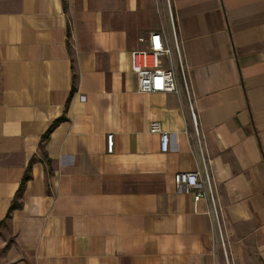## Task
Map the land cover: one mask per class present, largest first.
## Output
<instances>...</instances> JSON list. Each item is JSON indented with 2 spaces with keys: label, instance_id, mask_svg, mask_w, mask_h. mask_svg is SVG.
Returning a JSON list of instances; mask_svg holds the SVG:
<instances>
[{
  "label": "crops",
  "instance_id": "1",
  "mask_svg": "<svg viewBox=\"0 0 264 264\" xmlns=\"http://www.w3.org/2000/svg\"><path fill=\"white\" fill-rule=\"evenodd\" d=\"M171 15L197 129L131 67ZM0 264H264V0H0Z\"/></svg>",
  "mask_w": 264,
  "mask_h": 264
},
{
  "label": "built area",
  "instance_id": "2",
  "mask_svg": "<svg viewBox=\"0 0 264 264\" xmlns=\"http://www.w3.org/2000/svg\"><path fill=\"white\" fill-rule=\"evenodd\" d=\"M171 31L157 30L151 32L147 37H140L139 41L144 47H139L131 52L132 71L137 76V89L142 93L180 91L179 82L183 84L186 92L192 120L197 129L196 114L193 110L186 68L182 57L180 42L176 33L171 15ZM149 131L160 135V148L167 152L169 148V134L159 121H151ZM108 152L114 148V135L107 136ZM201 172L183 171L174 175L176 187L186 194H193L195 200L206 197L210 204V215L214 221L216 232L223 244L221 232V219L219 206L216 201L215 192L211 183V177L204 167V179L200 181Z\"/></svg>",
  "mask_w": 264,
  "mask_h": 264
},
{
  "label": "trees",
  "instance_id": "3",
  "mask_svg": "<svg viewBox=\"0 0 264 264\" xmlns=\"http://www.w3.org/2000/svg\"><path fill=\"white\" fill-rule=\"evenodd\" d=\"M52 127H53V126H52ZM52 127L49 129L47 135H49V132L51 131ZM48 161H49V160H48ZM29 177H30V174H29V172H28L27 175L24 177V180H23V182H22L21 188H20V190H19V192H18V194H17V196H16V198H15V201H14V205H13V207H18V206L21 205V203L18 201V199L21 197V195H22V189H23L24 183L27 181V179H29Z\"/></svg>",
  "mask_w": 264,
  "mask_h": 264
}]
</instances>
